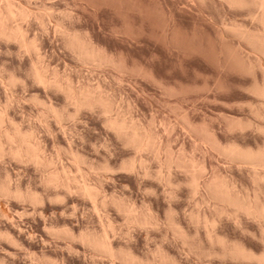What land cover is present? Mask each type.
<instances>
[{
  "label": "rangeland",
  "instance_id": "374dc122",
  "mask_svg": "<svg viewBox=\"0 0 264 264\" xmlns=\"http://www.w3.org/2000/svg\"><path fill=\"white\" fill-rule=\"evenodd\" d=\"M11 1L34 12L23 26L28 38L40 45L49 75L56 70L76 89L99 86L109 98L106 105L114 107L109 108L110 115L99 106L79 109L68 103L63 92L35 83L34 52L0 39V67L19 79L13 86L0 81V111L6 110L22 132H33L48 159L55 161L52 168L43 169L8 154L0 158V185L9 182L13 189L18 187L24 194L30 190L42 198L36 204L0 191V233H9L16 242L0 237V261L125 264L79 239L82 232L101 234L111 221L117 230L111 236L114 248L133 251L146 262L162 255L177 264H264L258 260L264 255V224L244 214L238 221L220 216L204 187L214 177L225 178L222 182L233 186L238 198L250 197L252 203L257 199L256 204L264 205L263 170L258 183L253 168L223 152L234 144L253 151L264 147V96L258 91L264 87V55L257 42L253 44L264 29L253 18L256 7L234 6L229 0ZM59 23L72 33L65 35ZM69 33L87 39L105 62L84 61L70 47ZM245 33L255 34L253 41ZM48 105L74 118L62 122ZM117 113L134 120L162 149L138 152L125 144L107 123L108 116ZM71 150L85 160L81 174ZM131 160L136 165L130 170L124 163ZM65 168L71 177L81 180L84 174L99 186L107 197L106 207L97 211L89 198L75 190L76 183L72 192L47 185L48 171ZM192 168L200 172L194 175L203 172L198 195L192 190ZM126 206L135 207L140 218L152 210L157 224H131L123 210ZM196 214L200 222L206 217L209 223L193 220V215L198 220ZM168 219L183 227L188 239L175 233ZM236 244L256 258L224 254Z\"/></svg>",
  "mask_w": 264,
  "mask_h": 264
},
{
  "label": "bare ground",
  "instance_id": "6f19581e",
  "mask_svg": "<svg viewBox=\"0 0 264 264\" xmlns=\"http://www.w3.org/2000/svg\"><path fill=\"white\" fill-rule=\"evenodd\" d=\"M229 1L231 4H233L234 6H238V7H247V5L250 7V4L254 5V7H256L257 11L253 14V18L258 20L264 29V0H251V1L250 0L249 1H247V0H229ZM3 2H4V4L5 3L6 4L4 7V5L1 3L4 8L0 7V39L5 40V41H9V42L15 41L18 43V45L20 46V48L22 50H25L26 52H34L35 58L31 62V74L33 76V79L35 80V83H38L39 85L44 86L46 88L47 87H49L51 89L53 88V90L57 89V91H59V92L61 91V93L63 92L64 96L66 97L67 102L74 104L79 109H82L81 107H83V108L88 107V108L92 109L93 107L95 108L96 106L97 107L99 106V107H102L101 109H103V112L105 114L109 113L111 115V113H113L112 109L114 106L112 107L111 105H109V106L106 105V100L108 101L109 98H107L105 96L106 94L103 93V91L100 89L99 86L96 89H93L94 87H91V86H89V87L86 86L85 87L86 89H83V87H82V89L81 88L76 89L77 86L75 87V85L72 84L73 82L71 83V81H69L70 78L63 77L59 72H58L59 73L58 74L56 70L54 71L55 73L52 72L51 76L49 75V71H50L49 69L50 68L48 69L49 66L47 67L46 64L44 65L45 62L42 58L43 56H41L42 53L40 52V50H41L39 48L40 45L35 42L36 40H32V39L28 38L29 36H27L28 34L26 31L27 28L25 29V27L23 26L24 23L31 21L30 18L32 19L34 17L33 16V15H35L34 12L32 13L31 10L23 7L22 5L18 6L16 3H13L14 1H11V0H3ZM44 16H43V18L45 19ZM43 18H40V20L42 19V21H41L42 23L45 21ZM37 19L39 20L38 17H37ZM45 23H47V22L45 21L44 24ZM59 27L62 28V24L59 23L58 28ZM62 30H64L63 32L65 33V35L68 34L67 32H70V31L66 32L64 28H62ZM248 32H250V31H248ZM70 33H72V32H70ZM70 33L68 35L69 38H67L69 40L68 43H69L70 47L72 49H74V51H76L79 54V56H81V58H83L84 61L89 62V63H93V64H97V65L103 64L102 62H105L103 59V54L101 52H99V54H97L98 52H96V51H99V50L96 49V51H95V48H93L94 47L93 44L89 43V41L87 39L84 40L83 38H80L79 36H77L75 33L74 34H70ZM243 33L244 32H242V35H243ZM249 35H250V38L252 36V39H250V40L253 41V39L255 38V36H254L255 34L251 35L249 33L248 37H249ZM256 36L258 37V38L256 37L257 41L255 40L256 39L255 38L253 44L255 45L257 42V47H259V49H260V50H258V49L257 50L262 52V54L264 55V37H263L264 35L262 34L261 35L262 37H260V34L259 35L256 34ZM105 57L106 56H104V58ZM105 60L107 61V63L109 62L108 57H106ZM260 64L261 63H259V65ZM62 78H64V79H62ZM65 78H67V79H65ZM3 80L7 81V83L9 85H12V86L17 85L19 82V79L17 76H15L12 73H7V70H5V68L0 67V81H3ZM49 88H47V89H49ZM258 91H259V93H261L262 96H264V87H262V89L260 88V90L258 89ZM109 102L114 103L113 100L109 101ZM109 104H111V103H109ZM44 105H47V104H44ZM48 106H47V108L52 110V112H54V114L57 115V118L60 121L62 120V122H63V120L65 121L66 118L68 119V116L73 117V115H74L73 114L71 116V114H70L68 116H65L67 114L64 115L63 112L58 113L59 110L57 111L56 108H55L56 110L53 109L54 106H51V108H50V105H48ZM110 107H112V109H109ZM1 111H0V158L6 156V154H8V155L12 156V158L13 157L16 158L17 160L20 159L22 161L27 160L29 162H32V163L36 164L38 167L41 166L40 168H43V167L46 168L48 165L52 168L51 163H53V162L55 163V161L52 159H50V160L48 159V156L45 153L46 152L45 148L43 147V145H41V142L38 141L39 138L37 139L35 137V135H33V132L32 133L31 132L26 133L27 131L25 133L22 132V129H20L17 126V124H15V121H13L10 117H8L9 116L8 114H7L8 116L6 115L5 112H7V111L6 110H5V112H3V110H1ZM119 113H121V112H119ZM119 113H117L116 116H110L109 115L107 118V123L109 124V126L112 129L115 130L117 135L124 140L125 144L133 146L136 149V151H138V152L139 151L143 152V151L147 150L148 148H149L148 150H150L151 147H153V151H156V152H159V150L162 149L156 145L157 143L155 140H154L155 141V143H154L151 135L148 134L149 132H147L145 130H144V132L139 130L136 123H134V120L132 121V120H129V118L127 119V117H121L119 115ZM34 132H35V130H34ZM153 139H155V138L153 137ZM241 147H239L236 144L230 145V146L225 147V148L223 147L224 148L223 152L231 160L237 161V162L242 163L244 165L246 164L247 167L249 165V167L253 168V171H255V180L257 179L259 181V179L263 178V176H264V173H263L262 174L263 176L261 177L260 172H259V170H263V172H264V147L262 149L260 148V150H258V151L244 149ZM70 156L73 157V161H75V163H76L75 165L78 166V167H76L78 169L77 171H79L78 174L83 173V171H85V170L82 171L81 168L83 166L81 164L82 163L84 164L85 160L83 158L81 159V156H79V154L77 155V153L73 152V150H71ZM135 162L136 161H133V160H131L129 162H125L124 166H125V168H127V169L129 168L131 170L135 167V165H136ZM184 163L186 164V162H184ZM57 164H58V162H57ZM80 166H82V167H80ZM102 168H103L102 170H105V171L107 170L106 169L107 166H105V167L103 166ZM142 169H143V166H142ZM46 170L47 169H45V171ZM48 170H50L49 167H48ZM62 170H63L62 172H59V170H57L58 172H55L53 170L48 171L47 172L48 176L46 174L47 185L49 184L50 186L55 187V188L62 186V188L66 189V191L72 192V189L74 188L73 184L76 183V184H74L75 190L76 189L79 190V193L81 192L80 194L83 193L85 195V197L89 198L90 201L92 202L94 208L97 211L101 210V208L103 209L104 206L106 207L107 201L105 202V198L107 200V197L104 194L102 196L101 191L103 192V190L102 189L100 190L99 186H97V185L94 186L91 182H88V179L85 178L86 176L84 174H82L81 180H79L78 178H80V177H78L77 175L75 176L71 170H70V172L75 176V178H73V177H71V175H69L70 173L68 172L69 171L68 168H67L68 171L66 170V168H65V170L64 169H62ZM193 170H192L193 175L197 174L199 172V171H197L195 173V169H193ZM202 173H201V175H202ZM201 175L200 176H199V174L194 175L192 180L190 179L191 184H192L193 193L196 195H198V192H200V189H201V181H200ZM161 177H162V175H161ZM214 178H213L214 180L212 179V181H210L209 183L205 182L204 187L206 188L205 190H207V193L209 194L210 199L215 201L216 209H217V212L219 213L220 216L223 214H227V215H229V217H232V218L234 217V219L236 218L238 221L240 214L241 215L244 214V215H246L248 217H252L256 221L258 220L260 223L262 222L264 224V205L262 206V204H259V205L256 204L255 202H257V199L254 200L255 202L252 203L251 201H249L250 197L249 198L247 197L248 200H241L240 199L241 197L239 196V198H238L237 195L234 193L236 191V189L234 191L233 186L228 185L229 184L228 182H226L228 184H226L225 181L222 182L225 178L224 179L221 178L222 181L217 180L216 179L217 177H214ZM218 178H220V177H218ZM261 180H264V179H261ZM58 190H59V188H58ZM0 191H1V193H3V195L15 196L17 198H23L24 200L29 199L31 202L36 203V204L38 202L40 203L41 202L40 200L42 199L38 194L31 192L30 190L27 191L26 194H24L25 191L23 193L22 189H20L18 187H17V189H13L12 185L11 186L9 185V182H8V184L5 182H4V184H1L0 185ZM73 192H74V190H73ZM257 192H259V191H257ZM204 193H205V191H204ZM258 203H261V202L259 201ZM134 208L135 207H130V206L127 207L126 206L123 209L126 216H127L128 221L131 222V224L132 223H134L135 225L139 224V225L144 226V227H147V226L153 227L154 225L157 224L158 219L156 220L155 217H153L154 214H152V212H151L152 210L149 211L150 213L148 212L147 214H146L147 211H145V213L143 212L142 213L143 218H140L142 215L139 216L138 212ZM144 214H146V215H144ZM199 214H201V213H199ZM194 216L195 215H193L194 219L193 218L192 219L195 221H199V219H200L198 217L199 215L197 216V214H196V216L198 217V220H196L197 218ZM203 219H205L204 222L209 221L208 219L206 220V217ZM201 220H202V218H201ZM108 222L110 224H106L107 225V227L105 225L106 228L104 227V224H103L104 228H102L103 232L101 234H100V231L97 232L99 234H97V233L92 234L93 232L92 233L91 232H82L79 236V239H81L82 242H84L87 246H89L90 248H92L96 252L101 253L105 256H108L111 259H113L114 261L117 259H120L125 264H177L172 259H169L170 258L169 256H168L169 257L168 258L166 256L160 255V258L158 260L154 259V261H152V262L150 260H148L146 262V261L142 260L141 258H138L136 255H134V253H132L133 251L130 252L127 250L125 251L123 249L118 251L117 249L114 248L113 242L111 240V236L116 234L115 233L117 231V230L115 231L116 227L114 228L113 223L111 221H108ZM167 222L170 224V227L174 228L175 233H177L179 236L183 237L186 240L187 236H186V233H184L183 227L181 228L178 223L173 222V220L171 221L170 219H168ZM201 222H203V220ZM212 222H213L212 225L214 226L216 222L215 221H212ZM200 223H198V224H200ZM207 223H209V222H207ZM207 223H205L206 226L208 225ZM70 232H72V231H70ZM64 234H68V232L65 231ZM71 234H69V235H71ZM1 236L2 237L5 236L7 239H10L11 242L13 240L9 233H0V237ZM217 239H219L218 240L219 242H221L223 240V239L220 240L221 238H217ZM13 242L16 243L15 240H13ZM222 243H224V242L222 241ZM230 247L231 248H228V247H227V249L225 248L226 249L224 251L225 255H230L234 258H239V259H254V258H256L252 253L248 252V250L244 246L236 244V245H233ZM215 253H217V252H215ZM258 260L261 262H264V255L258 257ZM0 264H6V262L0 261Z\"/></svg>",
  "mask_w": 264,
  "mask_h": 264
}]
</instances>
